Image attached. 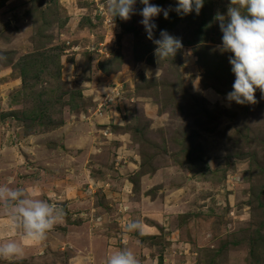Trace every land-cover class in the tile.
Segmentation results:
<instances>
[{
    "label": "rangeland",
    "instance_id": "1",
    "mask_svg": "<svg viewBox=\"0 0 264 264\" xmlns=\"http://www.w3.org/2000/svg\"><path fill=\"white\" fill-rule=\"evenodd\" d=\"M229 2L156 19L155 37L192 55L155 77L139 15L115 18L108 0H0V187L61 212L26 243L0 197V244L23 249L0 264H105L115 248L138 264H264V94L226 100L235 76L216 16Z\"/></svg>",
    "mask_w": 264,
    "mask_h": 264
},
{
    "label": "clouds",
    "instance_id": "2",
    "mask_svg": "<svg viewBox=\"0 0 264 264\" xmlns=\"http://www.w3.org/2000/svg\"><path fill=\"white\" fill-rule=\"evenodd\" d=\"M206 0H175V7L165 9L152 0H108L107 10L115 18L127 21L133 15L142 17L140 23L145 29L146 37L154 45V55L159 68L155 77L160 74V61L175 59L183 51L186 58L192 55L191 50H184L180 38L171 35L166 30H160L159 38L155 37V23L161 15L169 18L170 11L184 18L195 14L199 16ZM137 3L143 7L137 10ZM216 20L222 33L221 43L217 50L230 53L229 63L235 76L232 91L226 95V100L240 106L255 105L256 92L264 94V0H230L227 14H217ZM153 75L146 70V75ZM200 82V77H196ZM0 197L10 206L12 219L22 228V239L26 243H39L46 238L61 216L46 200L32 198L23 189L0 187ZM141 229L139 222H130L129 232ZM142 234V231H141ZM22 247L16 240H8L0 244V257L12 258L22 254ZM72 264H91V258L77 256ZM105 264H138L134 253L129 249H120L110 254Z\"/></svg>",
    "mask_w": 264,
    "mask_h": 264
},
{
    "label": "crops",
    "instance_id": "3",
    "mask_svg": "<svg viewBox=\"0 0 264 264\" xmlns=\"http://www.w3.org/2000/svg\"><path fill=\"white\" fill-rule=\"evenodd\" d=\"M117 250H118V249H116V248H115V249H113V250H112V253H114V252H115V251H117Z\"/></svg>",
    "mask_w": 264,
    "mask_h": 264
}]
</instances>
